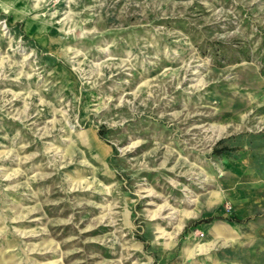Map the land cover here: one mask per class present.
<instances>
[{
  "label": "rangeland",
  "instance_id": "374dc122",
  "mask_svg": "<svg viewBox=\"0 0 264 264\" xmlns=\"http://www.w3.org/2000/svg\"><path fill=\"white\" fill-rule=\"evenodd\" d=\"M10 1L0 264H259L264 0Z\"/></svg>",
  "mask_w": 264,
  "mask_h": 264
},
{
  "label": "crops",
  "instance_id": "0c3cea01",
  "mask_svg": "<svg viewBox=\"0 0 264 264\" xmlns=\"http://www.w3.org/2000/svg\"><path fill=\"white\" fill-rule=\"evenodd\" d=\"M22 2H24L23 0H21ZM2 2H4L5 5H7V8L9 9L10 11V3L11 1L10 0H2ZM25 3V2H24ZM14 11V10H13ZM15 14V11L13 12ZM17 15H19V12L17 11L16 13ZM10 15L13 17L14 15L12 13H10ZM21 16H24V15H21ZM15 17V16H14ZM260 200L262 202V205H264V197H260ZM257 232L259 233V235H261V239L263 240L264 242V228L263 229H260V228H257ZM249 238V237H247ZM257 256L259 257V264H264V246L263 247H259L258 248V251H257Z\"/></svg>",
  "mask_w": 264,
  "mask_h": 264
}]
</instances>
